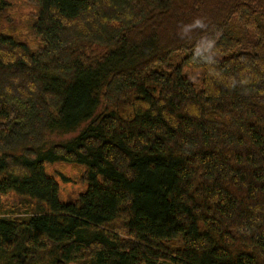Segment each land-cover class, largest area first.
<instances>
[{"label":"trees","instance_id":"1","mask_svg":"<svg viewBox=\"0 0 264 264\" xmlns=\"http://www.w3.org/2000/svg\"><path fill=\"white\" fill-rule=\"evenodd\" d=\"M31 1L0 0V264H264V0Z\"/></svg>","mask_w":264,"mask_h":264},{"label":"rangeland","instance_id":"2","mask_svg":"<svg viewBox=\"0 0 264 264\" xmlns=\"http://www.w3.org/2000/svg\"><path fill=\"white\" fill-rule=\"evenodd\" d=\"M10 1L12 3V9L9 13L11 16H13V18L16 19L17 22H19V24L29 21L33 17V14H35L34 5L31 0ZM19 34L22 39H25L27 42L32 43L33 45H37L39 43V40L28 33V31L22 30L19 32ZM47 171L59 182L60 197L63 201L77 200L80 194L86 189V185L83 182L84 169L82 168L59 164L47 166ZM3 202L5 205H9L10 207H24L22 206L21 201L13 195L3 199Z\"/></svg>","mask_w":264,"mask_h":264}]
</instances>
